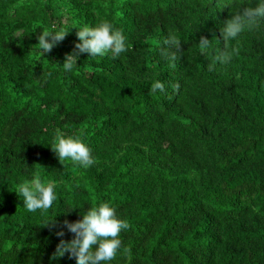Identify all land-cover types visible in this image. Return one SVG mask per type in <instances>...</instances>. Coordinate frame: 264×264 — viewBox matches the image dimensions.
Segmentation results:
<instances>
[{"label": "trees", "instance_id": "obj_1", "mask_svg": "<svg viewBox=\"0 0 264 264\" xmlns=\"http://www.w3.org/2000/svg\"><path fill=\"white\" fill-rule=\"evenodd\" d=\"M246 3L0 0V264H75L55 257L72 238L56 232L101 202L128 224L111 264H264V23L223 43L237 51L211 71L198 48ZM103 21L126 51L62 71L76 28ZM54 25L70 28L42 56L36 36ZM57 134L95 163L60 162ZM36 174L57 185L43 213L12 191Z\"/></svg>", "mask_w": 264, "mask_h": 264}, {"label": "clouds", "instance_id": "obj_2", "mask_svg": "<svg viewBox=\"0 0 264 264\" xmlns=\"http://www.w3.org/2000/svg\"><path fill=\"white\" fill-rule=\"evenodd\" d=\"M262 23H264V0H247L246 4H241L231 13L230 18L219 29L221 39H216L215 44L212 39L201 36L198 40L199 51L213 57V64H209V70H212L214 63L228 64L237 51L236 48L229 51L222 46L223 43L237 40L243 33L254 30ZM69 28V26L54 25L50 30L39 33L36 36V44L39 45L41 55L50 52L63 40ZM76 29L77 42L74 44V50L66 53L63 61L58 63L64 72L73 70L81 54H88V57H104L111 53L116 57L126 51L125 35L108 21L98 25L84 24ZM172 42L178 44L174 38ZM152 89L161 90L162 85L155 82ZM50 147L60 162L71 161L85 169L95 163L91 149L80 136L57 134ZM56 189L55 182L44 180L36 174L30 179L17 183L12 191L22 198L23 207L28 212L43 213L57 199ZM79 216L80 218L74 222L65 220L63 228L56 232L58 237H63L66 229L72 234V238L67 241L59 240L55 257L67 253L75 260V264H111L121 248L119 237L122 231L127 230V222L119 218L115 208L107 202L89 206L83 213H79ZM51 220L52 218L43 225Z\"/></svg>", "mask_w": 264, "mask_h": 264}]
</instances>
